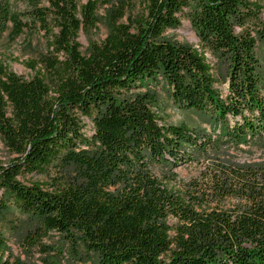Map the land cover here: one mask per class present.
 I'll use <instances>...</instances> for the list:
<instances>
[{"label":"trees","instance_id":"1","mask_svg":"<svg viewBox=\"0 0 264 264\" xmlns=\"http://www.w3.org/2000/svg\"><path fill=\"white\" fill-rule=\"evenodd\" d=\"M20 1L25 9L14 12L0 0V29L34 31L45 49L24 62L28 78L0 61L9 155L0 212L34 218L98 264H264V165L212 161L183 188L151 173L264 136L254 53L264 0H145L136 19L84 54L77 37L96 29L99 0ZM182 21L196 47L165 38ZM159 90L208 117L212 134L165 125ZM3 244L0 264H10Z\"/></svg>","mask_w":264,"mask_h":264},{"label":"rangeland","instance_id":"2","mask_svg":"<svg viewBox=\"0 0 264 264\" xmlns=\"http://www.w3.org/2000/svg\"><path fill=\"white\" fill-rule=\"evenodd\" d=\"M78 1L83 4L88 0ZM99 1L96 12V29L88 34L80 32L77 37L79 50L83 54L86 53L90 42H102L113 28L120 24H128L136 19L141 14L145 2V0ZM10 4L14 12H21L25 9V4L20 0H11ZM261 6L259 18L264 25V1H261ZM165 38L194 47L197 43L195 35L186 21H182L180 28L168 31ZM44 49V40L41 35L34 31L23 30L16 33L10 24L0 29V61L6 71L16 76L30 77L32 73L25 68L24 62L37 58L44 53ZM254 53L259 65L258 88L264 97L263 42L256 40ZM208 58L217 75L222 78L223 68L220 61L217 58H210L209 56ZM224 86L222 84L221 89L224 90ZM158 94L160 102L157 110L165 125L198 128L206 134H212L213 123L209 121L208 117L194 111L178 108L166 98L163 91L159 90ZM87 129L86 131H89ZM8 158V152L0 141V162H5ZM212 161L239 166H262L264 165V136L254 138L246 145L238 147L208 149L204 153L194 154L193 161L191 160L184 165L173 169L154 167L151 173L159 181H167L170 185L183 188L198 176L203 166ZM28 177L30 176L26 178ZM0 238L4 243L2 246L4 258L8 259L10 264H98L92 254L85 252L78 246H72L57 232H45L34 218L19 214L12 209L0 212ZM41 247H44L48 252H41Z\"/></svg>","mask_w":264,"mask_h":264}]
</instances>
